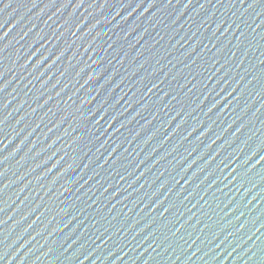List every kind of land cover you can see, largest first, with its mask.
<instances>
[{
  "label": "water",
  "instance_id": "1",
  "mask_svg": "<svg viewBox=\"0 0 264 264\" xmlns=\"http://www.w3.org/2000/svg\"><path fill=\"white\" fill-rule=\"evenodd\" d=\"M77 2L0 3V264H264V2Z\"/></svg>",
  "mask_w": 264,
  "mask_h": 264
},
{
  "label": "snow or ice",
  "instance_id": "2",
  "mask_svg": "<svg viewBox=\"0 0 264 264\" xmlns=\"http://www.w3.org/2000/svg\"><path fill=\"white\" fill-rule=\"evenodd\" d=\"M84 2V0H78V2L75 4V7H79L82 3ZM93 2L95 3V0H93ZM171 2H172V0H168V3L169 4H171ZM240 2H241V4H243L244 2H246V0H240ZM261 2H264V0H253V2H252V4H249V7L251 8V7H254L257 3H261ZM0 3H3V0H0ZM143 3V0H141V4ZM155 3H156V0H149V3H148V7H153L154 5H155ZM191 3V0H189V4ZM9 6V4L8 5H5V7H8ZM92 5H89V7H91ZM102 7L104 6L103 4L101 5ZM201 7H203V5H201ZM3 9H0V11H2ZM8 35V33H4L2 36H0V40H2L3 39V37L4 36H7ZM0 51H2V49H0ZM0 75H2V73H0ZM3 89V85H0V90H2ZM150 91H151V89H150ZM229 95H231V93H229ZM227 97H225V99H226ZM214 107H215V105H214ZM210 111H211V109H210ZM89 119H91V117H89ZM101 119H103V117H101ZM0 123H3V121L2 120H0ZM96 123H99V121H96ZM0 131H2V129H0ZM63 157H61V159H62ZM213 159H214V157H213ZM260 160H264V156H261L260 157ZM259 162V161H258ZM221 163H223V162H221ZM244 164H247L248 163V161L247 160H245L244 162H243ZM55 165H53V167H54ZM252 166H254V165H252ZM233 171H235V169H233ZM249 171H251V169H249ZM160 203H163V201H160ZM0 211H3V208H0ZM168 211V209L166 208L165 209V212H167ZM0 223H2V221H0ZM261 227H264V225H261ZM257 231H259V229H257ZM249 239H251V237H249ZM0 243H2V241H0ZM248 251L249 252H251L252 251V249L251 248H249L248 249ZM245 255H247V253H245ZM0 258H2V257H0Z\"/></svg>",
  "mask_w": 264,
  "mask_h": 264
}]
</instances>
